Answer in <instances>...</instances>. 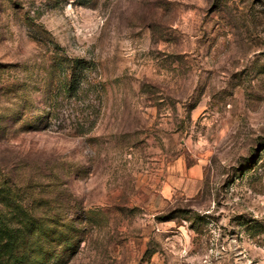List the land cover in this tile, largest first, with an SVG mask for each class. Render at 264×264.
I'll return each mask as SVG.
<instances>
[{
	"label": "rangeland",
	"instance_id": "1",
	"mask_svg": "<svg viewBox=\"0 0 264 264\" xmlns=\"http://www.w3.org/2000/svg\"><path fill=\"white\" fill-rule=\"evenodd\" d=\"M16 210L19 264H264V0H0Z\"/></svg>",
	"mask_w": 264,
	"mask_h": 264
},
{
	"label": "trees",
	"instance_id": "2",
	"mask_svg": "<svg viewBox=\"0 0 264 264\" xmlns=\"http://www.w3.org/2000/svg\"><path fill=\"white\" fill-rule=\"evenodd\" d=\"M79 64L80 63H74L73 66L69 68L70 71L73 72L71 73L72 75H74L77 70H81V66ZM65 66H69V64L67 62H64V64L61 65V68ZM46 116H47L46 119L49 120L50 111L49 112L47 111ZM18 211L19 210L14 211V213L12 214L13 215L12 218L18 225H21V226L24 225L23 226L25 227L24 233L21 230H19L17 227L13 228V227H9L8 225H7L8 226L7 229L2 228L0 230V239L5 240L4 242H6V243L2 242V244H0V256H3L5 255V253L9 252L11 259H13L14 254L16 253L15 264L20 263L21 261L20 251L22 248L26 247V244H27L26 241L28 240L27 235L30 234L28 230V222H26V218L24 217L25 215H22V214L19 215Z\"/></svg>",
	"mask_w": 264,
	"mask_h": 264
}]
</instances>
